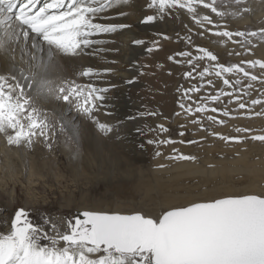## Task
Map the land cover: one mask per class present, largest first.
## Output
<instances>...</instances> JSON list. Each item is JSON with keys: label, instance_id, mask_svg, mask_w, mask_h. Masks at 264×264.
<instances>
[{"label": "bare ground", "instance_id": "obj_1", "mask_svg": "<svg viewBox=\"0 0 264 264\" xmlns=\"http://www.w3.org/2000/svg\"><path fill=\"white\" fill-rule=\"evenodd\" d=\"M144 1L147 4L151 2V0ZM50 2L51 0H47L43 7ZM38 5L39 0H36L33 11L39 10ZM244 9H248V11H244ZM220 10L225 12V16H216L209 9L206 10L203 7L197 8L199 13L203 12V16L209 15L212 20L214 18L220 19V21L228 20L240 27L250 26L256 29L257 32L264 29V0H245V3L238 6L224 5ZM149 15L148 9L144 11L142 17L138 18L135 3L132 0H127L126 3L120 4L114 3L110 9L101 14L104 18H97L95 22L125 25L126 27L117 28L112 33L93 34L89 39L100 42L93 43L87 48L81 46L77 55L61 53L54 47L50 48L42 40L37 42L34 37L29 40L27 47H25L23 42L19 45L12 42L8 44L7 50L0 51V75L5 76L9 83L19 81L21 85H24L25 94L35 97L36 105L41 110L48 112L49 118L56 125L55 129L57 130L52 132V135L60 155L54 154L55 149L51 154L52 156L50 155L51 160L53 159V162L56 163L58 157L60 159L63 158L67 165V170L75 178L83 179L85 177L88 179L94 173L101 176L106 175L108 183L114 186L116 183L131 185L136 180H144V176H142L143 169L142 167H137V164L143 163V160L151 159L152 163L149 169L153 171L155 176L154 182H145L143 186L146 187V191L149 194L159 191L163 195L161 205L147 212L148 215L146 216L152 218H158L163 214L160 208H165L168 211L196 202H208L218 198L234 196L240 189L242 191L239 192V195L236 193L238 196L245 194L264 195V189L261 188V184L264 182V142L252 139L255 135H264V115L240 117L241 119L239 120L245 119L246 123L242 126L236 125L232 130L228 129V132L226 127L228 128L230 123L221 125L218 121H207L210 123V127L213 128L211 129L214 130L213 133H218L224 137H238L239 142L236 140H223L212 133L205 135L206 133L202 132L203 126L201 124L198 126L197 123H190L187 120V124L179 127L180 133L184 130L183 135L171 140L172 142L168 146L162 143L161 145L167 146H164L165 148L163 146L160 147L161 145L158 144L160 145L158 146L161 151L160 155L155 154L154 144L145 143L147 142V137H145L147 134L136 125L133 128H129L128 124L125 125V128H127L123 134L120 133V137L118 135L116 138L111 137V135L114 136L110 134L112 132L104 131V133L99 128L98 125L102 123L108 125L111 131L113 128L115 131V128L120 129V126L124 129V123L121 124L122 120L133 115L132 99H128L126 100L127 103L122 104V100L121 103L119 100L114 102L112 97L110 98V94L115 92L119 97L122 96V92L126 91L124 94H127L128 88L122 90L123 87L127 86L133 87L134 91L135 89L142 91L148 100L156 103L163 115L175 114L178 116L175 120L189 118V116L184 115L186 113H184V109H181L176 104L175 97L172 94L173 89L169 88L171 83L173 84L172 79L165 80V74H163L170 62L168 55L171 52L170 44L162 43L154 47L145 37L146 32H159L163 40L165 38V42L168 41L169 43L171 41V33L160 23L159 19L144 23L143 21ZM216 25L217 27H213L206 23L204 29L208 30L211 28L210 32L213 34L217 30L220 31L225 28L232 31L230 30L231 25L226 26V21L224 23L217 22ZM3 35L4 29L0 25V36ZM215 36L218 40L221 39V36ZM248 38L253 37L249 36ZM235 39L236 37L233 40L228 39L229 44L234 45ZM136 40L144 41V43L134 44L133 42ZM33 43L37 44L36 48L31 47ZM171 44L173 45V43ZM217 45H219L218 42ZM128 46H130V49H128ZM148 49H151V51H148ZM32 57H35V59H32ZM50 57L51 64L46 72L35 68L36 63L41 59L47 62ZM247 57L261 60L259 58L264 57V40H260L259 45ZM159 63L163 65V69H157ZM88 68L93 69V73L89 76H83L82 72ZM258 69L259 67L257 66L255 70L257 71ZM33 72L37 73V88L40 87L39 81L41 79L51 80L55 85L61 83L66 85L79 83L81 87L82 85L86 87L92 85L97 89H108V91L103 93L106 99L95 102L96 105L98 104L102 107L100 110H96L97 112L95 113L84 114L62 100L47 99L44 96L36 97V92L27 88L28 82L24 79V77L29 76ZM13 76L16 77V81L11 80ZM163 83H167L168 86H164ZM79 84L77 86H80ZM109 105H111V108L108 107ZM257 106L254 107L257 108ZM258 109L260 113H264V109L259 107ZM61 119L66 126V130H62L60 127ZM114 119L115 123H113ZM188 126L195 127L194 132L189 135V137L194 136V138H197V142L193 145L182 142L183 138H186L185 130L190 128ZM92 128H98L99 130L96 131L97 129H95L92 131ZM237 129H240V131H237ZM244 129L249 131H244ZM115 131L114 134L117 132ZM106 132H110L109 136H106ZM228 133H235L236 135L227 136ZM9 134H11V130H9ZM41 139H36V149L34 147L29 152L26 149V143L10 145L7 135L0 133V196L5 197L4 188L6 187L3 183L6 177H2V172L6 168L7 170L10 168L11 162L12 164L17 163L15 156L21 147V150L24 151L22 153L25 155H23L21 162H18L19 164H15L20 168L19 174H22V177L25 176L29 185L33 186L37 185V183H34L36 179L37 181L44 180L43 169L46 166V162L42 166L39 161H41L40 158H44L43 154L47 151L41 150L43 148L40 146L44 141ZM118 139L126 141V144L124 143V145L123 141L120 142ZM139 152L142 154V159L139 158ZM181 154L195 156L196 159L190 161L175 158ZM54 166L52 164L50 167V173L53 172L52 169H55ZM54 172L56 174V170ZM239 174H247L246 178H250L249 182H245V184L238 182L234 176ZM195 175H200L203 178L193 185H187L182 182L184 177ZM10 176L12 175L10 174ZM57 176L59 175L57 174ZM56 178L59 179L58 177ZM2 179L4 180L1 182ZM182 186L188 188L186 194L178 192V189ZM200 186L204 189L199 192H194L192 189L193 187L197 189ZM0 202H3V200H0ZM77 208H80L76 210L79 215L85 211L107 212L100 209L87 208L86 206ZM111 213L121 214L120 212ZM0 220H2L1 217ZM69 221L66 216L61 217V214L56 216L48 226L49 235L55 236L56 231L61 233L68 232ZM9 232L8 228L5 232L0 231V234ZM60 246L63 247V244L61 243Z\"/></svg>", "mask_w": 264, "mask_h": 264}, {"label": "snow or ice", "instance_id": "obj_2", "mask_svg": "<svg viewBox=\"0 0 264 264\" xmlns=\"http://www.w3.org/2000/svg\"><path fill=\"white\" fill-rule=\"evenodd\" d=\"M126 2L127 0H51L44 7L33 11L36 0H0V25L4 29V35L0 36V51L7 50L8 44L12 42L17 45L23 42L27 47L29 40L34 37L37 42L42 40L61 53L77 55L81 46L87 48L100 42L89 39L93 34L112 33L117 28L126 27L95 22L97 18H104L101 14L114 3ZM234 2L243 4L245 0ZM149 7H156L160 13L174 8L186 9L198 24L206 22L213 27L217 25L209 15H197L198 7L209 9L216 16H225V12L217 8L216 0H151ZM154 20L155 17L149 15L143 22ZM214 34L229 40L257 35L264 39V29L246 33L225 28ZM234 42L239 43L238 40ZM133 43L139 45L144 41L136 40ZM36 46V43L31 45L32 48ZM199 51L203 54L200 59L218 60L211 51L202 48ZM177 55L188 57L191 53L180 52ZM188 63L191 65L192 61L189 60ZM50 64L51 57L47 62L41 59L35 68L46 72ZM242 64H247L250 68L258 66L264 70V61L250 60L231 66L216 64L215 75L221 77L225 73H242L250 81L248 89L253 87L251 82L264 83V77L251 73ZM92 73L93 69L88 68L82 75L89 76ZM206 73H209L208 68H204L199 76L203 78ZM184 75L187 78L192 73L186 72ZM36 77V72L24 77L28 82L27 88L35 91L36 97L62 100L70 105L76 103L77 109L84 114L92 112L96 101L106 99L103 93L108 89H97L92 85L87 86V95H84V90L79 86L64 83L55 85L47 79H41L40 87L37 88ZM11 80L16 81V77H11ZM222 82L228 87H235L240 83L237 80L233 84L228 78H224ZM208 83L211 84L212 81L209 80ZM244 94L248 95L247 92ZM221 96L233 97V93L218 92L206 99L219 102ZM233 98L239 109L247 108V103L243 102L241 96ZM251 104H264V101L252 99ZM179 107L186 113L193 112V108L186 107L184 103H180ZM210 110L214 113L221 111L217 108ZM194 111L204 113L209 108L206 103L201 102ZM229 114V111H223L224 116ZM207 119L216 121L215 116H208ZM193 123L199 121L195 120ZM219 123L223 124L224 121L220 120ZM55 126L48 112L37 107L35 97L25 94L24 85L19 81L9 83L5 76L0 75V133L7 135L10 145L26 143L30 146L33 137H44L47 140ZM98 126L102 131H111L108 125L101 123ZM60 127L66 130L62 119ZM159 127L161 131H168L163 125ZM212 134L223 140L239 142L238 137ZM252 139L264 142V135H255ZM170 142L172 141H160L165 144ZM48 146L50 148L51 144ZM156 155L160 153L157 152ZM175 158L190 161L196 159L195 156L183 154ZM81 215L83 219L77 217L74 223L69 221L68 232L56 231L55 236H49L40 225L27 219L23 210L17 211L10 232L0 234V264H264V195L245 194L196 202L165 211L158 218L139 212L125 215L85 211ZM61 243L63 247L60 246Z\"/></svg>", "mask_w": 264, "mask_h": 264}, {"label": "rangeland", "instance_id": "obj_3", "mask_svg": "<svg viewBox=\"0 0 264 264\" xmlns=\"http://www.w3.org/2000/svg\"><path fill=\"white\" fill-rule=\"evenodd\" d=\"M46 1L47 0H39L38 8H42L43 4ZM132 1H134L135 3L138 18L142 17L144 15V11L149 9L150 15L154 16L155 19H159L160 23L166 29L169 30V33H171V41L169 43L168 41L165 42V38L163 40L159 32H146L145 37L150 41V44L154 47L162 43L170 44L171 52L168 55L169 57H173V59H169L170 62L163 73L165 74V80L172 79L173 84L171 83V87L169 88L173 89L172 94L175 97L176 104L179 105L180 103H184L186 107H192L193 112L187 114L184 110V115L189 116V118L185 120H175V118L178 116H176L175 114L163 115L162 112H160L161 110H159V107L156 105V103L151 100H148V98L144 95L142 91H139L137 89H135L134 91L133 87L130 86L123 87L122 90H126V88L129 89V91L127 89V94H124L126 93V91L122 92L124 95L121 93L122 96L119 97L118 95H116L117 93L113 92L112 94L110 92L112 94V96L110 94V98L112 97V100H114V102H116L115 100H119L121 103L122 100V104L127 103L126 100L128 99H132L131 102L133 104V115H131L130 118L127 117L123 120L121 119L122 123H120H124V129L120 126V129L115 128L117 131L116 132L113 128V130L110 131L112 133L106 132V136H109L110 133L114 135H111V137L116 138V136H118L120 133L123 134L124 130L127 128H125V125L128 124L129 128H133L136 125L147 134L145 136L147 137V142H144L148 143V141H153V143L151 144H154L155 152L161 153L160 149H158V146L162 144L160 143V141H171L177 139L179 135L184 132V130H182L180 133L179 127L183 124H187V120H189L190 123H193V121L195 120H200L197 125L200 126L201 124V126H203L202 132H204V134L206 133L205 135H207L208 133L211 134L214 132V130H211L213 128L210 127V123L207 122L208 116H215L216 121H218V123L220 120H223L224 123H230V126L228 128L226 127V131L228 132V129L232 130L233 127H235L236 125L242 126L246 123L245 119L239 120L243 116H256L255 113H260L258 107L264 109V104H257L258 106L251 104L252 99H260L264 101V83L262 84L260 81L251 82L253 84V87L252 89H248L247 84L250 81L244 78L242 73L236 75L225 73L222 74L221 77H217L214 71V65L216 64L231 66L234 64H241V62L243 61L258 60L251 59L247 57V55L250 54L251 51H254V48L259 45L260 40L264 39H261L259 35L253 38L236 37L235 40H238L239 43L233 42L234 45H232L229 44L230 42H228V39L226 37H221V39L218 40V38L210 32L211 28L205 30L204 26L206 25V23H204V26L198 24L196 21H194L192 15L186 9L174 8L166 10L165 13H160L156 7H149L150 3L147 4V2L144 0ZM224 5L238 6L240 4H236L234 0H216V6L219 10ZM201 13L197 11V15L199 17L203 16V12ZM213 21L215 22V24L217 22L224 23V21H226V26L231 25L230 30H232L233 32L245 31L247 33L257 31L256 29L250 26L240 27L239 25H235L228 20L220 21V19L214 18ZM217 42L219 43V45H217ZM171 43H173V45ZM129 47L130 46H128V49H130ZM201 48L211 51L218 57V60L210 61L207 58L200 59V57L203 55L199 51V49ZM180 52H189L191 53V55L188 57H181L177 55V53ZM236 53L240 54L237 55ZM259 59L264 61V57H261ZM189 60L192 61L191 65L188 63ZM242 66L245 67L251 73L256 74L257 76L264 77V70L258 69L256 71L255 68H250L247 64H242ZM204 68H208L209 73H206L205 76L201 78L199 76V73L203 71ZM157 69H163V65L159 63L157 65ZM186 72H191L192 75L186 78L184 75ZM224 78L230 79L233 84H236L237 80H239L240 83L236 84L235 87H228L223 85L222 81ZM209 80L212 81L211 84L208 83ZM78 84L79 83H76L74 86H77ZM163 84L164 86L167 85V83ZM167 86L166 88H168ZM79 88L84 90V95H87L88 87L84 85H82L81 87L80 85ZM189 89H199V91L186 92V90ZM218 92H231L233 93V97L236 95L241 96L243 102L247 103V108L239 109L238 104L235 102V99L229 96H221L219 102H214L209 99H206L207 97L216 95ZM245 92H247L248 95H245ZM144 96L146 97V99ZM121 97L123 98L120 99ZM82 101L83 97H81V102ZM201 102L206 103L208 105L209 111L204 113H196L194 109ZM97 105L95 108H93V113L97 112L96 110H100V108H102L101 106ZM70 106L74 109L77 108L76 103H72ZM110 106L111 105H109L108 107L111 108ZM254 106H257V108ZM211 108H217L221 111L214 113L211 112ZM224 110L229 111L230 114L228 116H224ZM113 123H115V119ZM160 125H163V127L168 129V131H161L159 127ZM55 128L52 129L47 140L44 139V137H33V143L30 146L28 144H25V146L27 147L25 148L28 149L30 152L35 147V141H37L36 139L42 138L41 140H44L41 143L40 147L43 148L41 150L47 152L43 154L44 158H40L41 161H39L40 165L46 162V166L43 169L44 180L37 181L36 179L34 183H37V185L35 184V186H33L31 184L29 185V182L27 181L25 176L22 177V174H19L20 168L15 164L21 162V160L23 159V155H25L24 153H22L24 152L21 150L22 147L20 148L21 151L18 149L19 153L17 152L15 156V159L17 158V163L12 164L11 162L12 166L10 165V168L8 170L7 168L6 170H3L2 177L6 178H4L5 180L2 179L1 182L4 180L3 183L6 185V187L4 188L5 197L0 196V200H3V202H0V217L2 219L0 220V231L5 232L8 228L9 231L11 230V223L15 217L16 212L19 210H23L26 214L27 219H29L33 224L40 225L46 232L48 231L49 234L48 226L52 223L53 219L56 216L61 214V217L66 216V219L74 223L75 218L79 217V212L76 210H79L80 208L77 207L80 206H86L87 208L91 209H100L107 211L108 213L120 212L121 214H135L139 212L141 214L148 215L147 212L152 211L156 206L161 205L163 195L160 194L159 191H155L149 194L148 191H146V187L143 186V183L145 182H154L155 176L153 175V171L149 169L152 163L151 159H146L147 161L143 160V163L137 164V167H142L143 169L142 176H144V180H136L135 183L131 185L116 183L114 186H111L108 183L106 175L101 176L97 175L96 173H94L96 175L93 174L88 179H86L85 177L83 179L77 177L75 178L69 172V170H67L68 168L63 158L60 159L58 157L56 163L53 162V159L51 160V154L56 148L58 149V146H55V140H53L54 137L52 135V132H56L57 130ZM95 129H97L96 131L99 130L98 128H92V131ZM194 130V126L190 127L188 130H185L186 138H183V143L193 145L197 142V138H194V136L189 137V135L194 132ZM114 131L117 134H114ZM235 135V133H228L227 136ZM122 141L123 140H120V142ZM189 141H192L194 143H188ZM125 142L126 141H123V144ZM49 144H51L50 148L48 146ZM166 144L168 146L170 143ZM162 146L163 145H161L160 147ZM164 146L167 147L166 145ZM57 149L54 151V154H58L57 156H59L60 153ZM119 152L122 153L121 150H119ZM139 158L142 159L141 153ZM52 164L55 165V169H52V171L54 172L56 170V174L55 172L50 173V167L52 166ZM17 167L18 169H16ZM12 172L14 175L12 174ZM10 174L12 176H10ZM57 174L59 176H57ZM56 177H58L59 179H57ZM234 177L241 184L249 182L250 179L246 178L247 174H239L235 175ZM201 178L203 177H201L200 175L186 176L182 179V182L186 183L187 185H193ZM263 185L264 182L261 184L262 189H264ZM192 189L194 190V192H199L204 188L200 186L197 189L194 187ZM241 191L242 189L238 190L236 193L239 195V192ZM178 192L181 194H186L188 192V188L182 186L178 189ZM236 193L234 194V196H238L236 195ZM160 209L162 212L167 211V209L165 208ZM43 243H47V241H43Z\"/></svg>", "mask_w": 264, "mask_h": 264}, {"label": "water", "instance_id": "obj_4", "mask_svg": "<svg viewBox=\"0 0 264 264\" xmlns=\"http://www.w3.org/2000/svg\"><path fill=\"white\" fill-rule=\"evenodd\" d=\"M82 213H80V215L78 214V216L81 218V219H83V216L81 215Z\"/></svg>", "mask_w": 264, "mask_h": 264}]
</instances>
